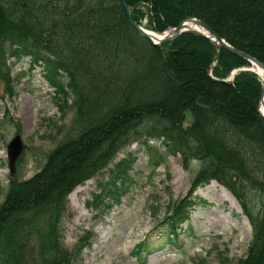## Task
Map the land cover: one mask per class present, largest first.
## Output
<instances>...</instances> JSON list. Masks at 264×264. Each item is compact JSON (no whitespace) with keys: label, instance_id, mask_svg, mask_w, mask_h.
<instances>
[{"label":"trees","instance_id":"obj_1","mask_svg":"<svg viewBox=\"0 0 264 264\" xmlns=\"http://www.w3.org/2000/svg\"><path fill=\"white\" fill-rule=\"evenodd\" d=\"M126 1L134 21L148 18V30L162 34L196 18L264 65V0ZM217 55L214 43L193 34L154 46L130 25L119 0H0L5 95H16L11 61L29 58L44 67L63 118L74 113L69 135L41 170L28 180L16 174L0 200V264H79L88 242L68 249L62 234L70 195L109 170L111 180L100 190L117 205L133 160L114 162L137 142L152 149L157 141L181 157L186 171L198 164L189 196L163 219L170 244L177 245L190 221L194 193L215 181L253 227L248 255L238 264H264V201L253 204L264 199V82L250 71L231 79L250 64L225 50L217 63ZM147 249L136 248L140 262Z\"/></svg>","mask_w":264,"mask_h":264},{"label":"rangeland","instance_id":"obj_2","mask_svg":"<svg viewBox=\"0 0 264 264\" xmlns=\"http://www.w3.org/2000/svg\"><path fill=\"white\" fill-rule=\"evenodd\" d=\"M142 24L147 27V17ZM10 65L15 97L6 96L0 82L1 201L11 180L8 145L15 136L21 135L24 143V162L17 165L16 174L28 180L41 170L48 153L65 141L74 118L71 110L63 118L44 67L31 64L29 58L19 63L11 61ZM190 122L188 116L187 124ZM150 145L152 149L137 142L114 162L129 156L133 160L130 180L117 205L100 190L101 183L111 180L109 170L70 195L62 234L68 249H73L82 238L88 242L79 264H195L199 260L222 264L223 258L228 259L226 264H238L246 258L253 227L237 199L215 181L194 193L190 221L181 226L174 239L177 245L170 244V232L162 226L163 219L177 201L189 196L198 164L186 171L181 157L167 153L161 142ZM100 195V202L95 205ZM262 201L257 197L253 204L260 207ZM141 243L148 249L140 262L135 253Z\"/></svg>","mask_w":264,"mask_h":264},{"label":"water","instance_id":"obj_3","mask_svg":"<svg viewBox=\"0 0 264 264\" xmlns=\"http://www.w3.org/2000/svg\"><path fill=\"white\" fill-rule=\"evenodd\" d=\"M125 15L130 23V25L144 38L148 39L154 46L163 47L166 44L174 41L178 37L184 34H193L200 38H205L214 43L218 50V55L216 58L217 63H219L223 51H227L234 56H237L241 59L247 61L250 65V69H244V71H251L260 76L255 69H260L264 71V65L259 62L254 57L247 55L244 52H241L227 43V41L212 31L204 22L192 18L181 23L177 28L170 30L167 33L162 35L156 34L154 32L146 30L143 26L139 25L134 21L131 13V9L126 0H119ZM264 106V87L261 95V100L259 104V112L264 118L261 107ZM24 150V143L21 135L15 136V138L8 145V160L9 168L11 172V177H14L16 174L17 163L21 158Z\"/></svg>","mask_w":264,"mask_h":264},{"label":"bare ground","instance_id":"obj_4","mask_svg":"<svg viewBox=\"0 0 264 264\" xmlns=\"http://www.w3.org/2000/svg\"><path fill=\"white\" fill-rule=\"evenodd\" d=\"M255 71L260 75V78L264 82V71L260 69H255ZM262 113L264 114V106L261 107Z\"/></svg>","mask_w":264,"mask_h":264}]
</instances>
